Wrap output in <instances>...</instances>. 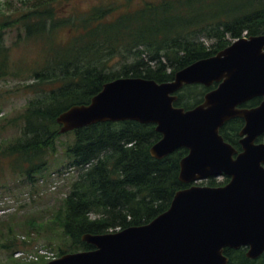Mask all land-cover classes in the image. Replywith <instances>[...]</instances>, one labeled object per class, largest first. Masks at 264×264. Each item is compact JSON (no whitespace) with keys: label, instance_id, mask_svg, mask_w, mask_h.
<instances>
[{"label":"trees","instance_id":"trees-1","mask_svg":"<svg viewBox=\"0 0 264 264\" xmlns=\"http://www.w3.org/2000/svg\"><path fill=\"white\" fill-rule=\"evenodd\" d=\"M58 1L34 2L21 20L27 35L41 38L44 48L36 62L39 68L27 69L32 83L26 90L36 97L19 117L22 136L0 150V159L9 160L10 168L29 181L49 167V153L56 150L62 135L57 122L61 113L73 105L89 104L109 81L143 77L169 82L178 71L212 57L233 40L264 34V0H251L249 5L236 4L239 0H156L137 9L123 4L112 16L113 8L97 7L83 17L58 11ZM11 22L0 23V34L2 28L13 26ZM61 29L66 32L64 38H59ZM203 38L217 43L209 46ZM126 55L132 56V62L113 72L114 57L117 62ZM8 56L0 48V76L8 74L2 71ZM217 86H185L175 104L193 109ZM261 102L262 98H255L243 107L254 108ZM244 125L243 119L236 118L221 129L225 140L239 151ZM73 133L75 141L67 156L70 167L80 174L64 200L60 218L70 246L66 243L58 256L94 249L82 240L85 234L148 224L170 208L178 191L190 186L180 180L187 149L163 159L152 156L151 148L162 138L154 124L108 122ZM259 141L264 142V136ZM228 181L227 177L224 182L210 179L207 184L216 187ZM225 254L228 264L264 262V255L258 260L248 258L246 248H227Z\"/></svg>","mask_w":264,"mask_h":264},{"label":"water","instance_id":"water-1","mask_svg":"<svg viewBox=\"0 0 264 264\" xmlns=\"http://www.w3.org/2000/svg\"><path fill=\"white\" fill-rule=\"evenodd\" d=\"M218 87L194 109L175 106L186 85ZM263 98L255 108L243 105ZM235 118L245 127L238 152L221 135ZM155 124L162 139L151 148L163 159L185 148L180 180L168 211L143 226L115 233L86 234L94 250L65 254L48 264H228L226 248L247 247L252 259L264 253V34L243 37L218 54L158 83L123 77L105 84L89 105H74L58 117L61 133L104 122ZM228 176L220 187L197 183Z\"/></svg>","mask_w":264,"mask_h":264},{"label":"rangeland","instance_id":"rangeland-1","mask_svg":"<svg viewBox=\"0 0 264 264\" xmlns=\"http://www.w3.org/2000/svg\"><path fill=\"white\" fill-rule=\"evenodd\" d=\"M36 1L38 0H0V23L17 21L15 24L11 22L12 27L2 28L0 34V48L5 49V53L9 55L8 64L4 62L6 68L2 70L8 74L0 76V150L22 136V122L19 117L36 97L30 90H26V86L32 83V74L27 73V69L30 65L39 68L36 62L40 60L44 42L39 37L28 36L26 27L21 22L24 14L30 12ZM144 2L157 1L59 0L56 6L60 12L80 17L97 7L113 8L112 16L123 4H129L127 8L137 9ZM235 3L249 5L252 1L239 0ZM65 33L61 29L59 38H64ZM226 38L229 40L230 36ZM203 40L209 46L217 43L215 39ZM131 62L130 55L121 56L117 62L114 57L111 70L116 72ZM21 72L23 74L17 76ZM74 141V133L59 137L56 150L49 153V167L37 175L35 181H29L14 172L10 168L9 160L7 163V160L0 159V264H16L15 259L22 264L34 263L26 261L25 257L38 255L41 249L48 250L56 257L66 243L67 247L70 246V239L63 232L60 218L64 200L80 174L77 168L70 167L67 156V149ZM215 180L224 182L226 177L221 176ZM18 244L20 246L14 253L13 250ZM45 260L46 257L43 256L40 261L35 262L41 263Z\"/></svg>","mask_w":264,"mask_h":264},{"label":"bare ground","instance_id":"bare-ground-1","mask_svg":"<svg viewBox=\"0 0 264 264\" xmlns=\"http://www.w3.org/2000/svg\"><path fill=\"white\" fill-rule=\"evenodd\" d=\"M189 66V65H188ZM236 119V118H235ZM233 120V119H232Z\"/></svg>","mask_w":264,"mask_h":264}]
</instances>
